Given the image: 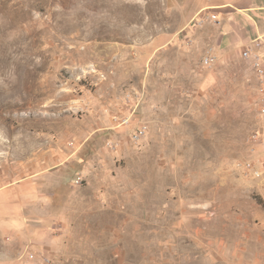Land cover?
<instances>
[{"label": "rangeland", "instance_id": "1", "mask_svg": "<svg viewBox=\"0 0 264 264\" xmlns=\"http://www.w3.org/2000/svg\"><path fill=\"white\" fill-rule=\"evenodd\" d=\"M165 4L0 0V264H264L260 83Z\"/></svg>", "mask_w": 264, "mask_h": 264}, {"label": "crops", "instance_id": "2", "mask_svg": "<svg viewBox=\"0 0 264 264\" xmlns=\"http://www.w3.org/2000/svg\"><path fill=\"white\" fill-rule=\"evenodd\" d=\"M165 8L170 9L169 15L176 17L175 24L168 28L182 32L183 39L177 40L175 45L198 55L200 61L208 53L215 57L214 70L204 75L207 81L237 64L248 67L251 75L258 79L250 63L242 60L240 54L256 41L264 44V0H166ZM213 15L216 22L206 21L200 27L195 24L199 16ZM257 53L264 62V46ZM258 81L264 95V83ZM20 198L16 196L19 201Z\"/></svg>", "mask_w": 264, "mask_h": 264}, {"label": "built area", "instance_id": "3", "mask_svg": "<svg viewBox=\"0 0 264 264\" xmlns=\"http://www.w3.org/2000/svg\"><path fill=\"white\" fill-rule=\"evenodd\" d=\"M206 21H211V22H216V16H200L199 20L196 22V25L200 27L204 22ZM264 46L263 42L261 41H256L253 43L252 47H246L242 50L240 56L241 59L249 62L251 65L252 71L255 73L256 77L261 81V83H264V66H263V59L262 56H260L257 53V50H260ZM215 62V57L211 54L208 53L204 58H203V63L207 66L210 67L213 65ZM137 99V100H136ZM135 100L130 97V95H126L123 100V108L124 114L121 116H113L111 118V124L113 125V130L115 129H129L130 134H129V141L134 144L138 145L141 143V141L145 138L146 133H145V128H142L141 126L138 128L133 127V118L135 117L136 110L138 107L141 105V98H136ZM260 109L262 113L264 114V99L261 100V105ZM115 144L109 143L108 144V149L110 151H114L115 149ZM30 257V263L29 264H36L35 259L32 255ZM50 261L42 257L40 260V264H49Z\"/></svg>", "mask_w": 264, "mask_h": 264}]
</instances>
